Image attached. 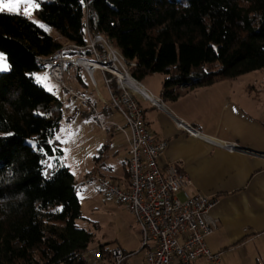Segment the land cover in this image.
Masks as SVG:
<instances>
[{
    "label": "trees",
    "instance_id": "16d2710c",
    "mask_svg": "<svg viewBox=\"0 0 264 264\" xmlns=\"http://www.w3.org/2000/svg\"><path fill=\"white\" fill-rule=\"evenodd\" d=\"M39 5L38 18L66 43L85 47L89 38L103 36L135 63L131 74L138 81L164 75L165 101L264 69V0ZM62 47L25 15L0 13V53L9 64L0 73V264H84L82 255L93 245V234L77 225L75 176L60 161L63 105L33 77L44 71L38 59ZM76 68L73 79L83 84L86 72Z\"/></svg>",
    "mask_w": 264,
    "mask_h": 264
},
{
    "label": "crops",
    "instance_id": "0c3cea01",
    "mask_svg": "<svg viewBox=\"0 0 264 264\" xmlns=\"http://www.w3.org/2000/svg\"><path fill=\"white\" fill-rule=\"evenodd\" d=\"M150 78L141 83L152 97L163 100L165 109L141 98L138 102L154 139L168 143L160 165L181 162L193 183L190 193L218 200L210 212L218 228L206 238L208 249L221 254L219 264L235 260L240 264H264V98H243L238 78L186 92L175 102L165 101L162 85L156 88ZM101 80L104 83L102 75ZM54 85L46 90L60 100L64 112L73 98ZM99 111L100 120L125 128L124 121L113 116L104 101ZM177 121L190 125L201 137L191 136L178 127ZM117 130L113 128L109 139L118 135ZM126 132L123 147L129 155ZM230 146L235 150L230 151ZM111 180L125 189L129 187V173Z\"/></svg>",
    "mask_w": 264,
    "mask_h": 264
},
{
    "label": "built area",
    "instance_id": "2783aa9c",
    "mask_svg": "<svg viewBox=\"0 0 264 264\" xmlns=\"http://www.w3.org/2000/svg\"><path fill=\"white\" fill-rule=\"evenodd\" d=\"M89 40L85 47H62L50 56L39 58L38 65L61 90H69L65 81L70 73L69 67L83 68L97 91L95 74L102 73L110 95L109 100L103 101L113 116L124 121V129L128 131L129 187L125 189L101 177H92L91 180L102 192L133 213L141 228L145 253L140 258L141 252H128L118 247L105 253L101 246H91L82 255L84 264H195L201 259L219 264L221 254L212 253L206 244V238L218 228V221L210 216L218 200L201 193H190L193 183L181 162L160 165L168 143L154 139L138 102L141 98L165 109L163 100L152 97L145 90L143 84L127 70L130 64L134 67L135 63L129 62L103 36H93ZM99 47L103 50L100 51ZM73 50L88 53L74 57L68 54ZM70 93L77 100L80 111L100 116L87 94ZM177 125L191 136L201 137L198 131L182 121H177ZM108 126L121 129L115 122L101 123L102 131L108 132ZM234 147L230 146L229 150H235Z\"/></svg>",
    "mask_w": 264,
    "mask_h": 264
},
{
    "label": "rangeland",
    "instance_id": "374dc122",
    "mask_svg": "<svg viewBox=\"0 0 264 264\" xmlns=\"http://www.w3.org/2000/svg\"><path fill=\"white\" fill-rule=\"evenodd\" d=\"M40 1L54 2L55 0ZM15 7L16 5L13 3V0H2L0 8L3 10H0V13L25 15L47 34L63 44L64 47L73 46V44L66 43L65 39L55 28L46 25L38 18L36 11L40 7L39 0H32L31 4L21 3L19 5V11L9 10L15 9ZM89 59L93 60V57H89ZM76 67H69L70 73L65 78L67 89H69L65 91H68L73 99L70 100L71 103L68 108L64 109L57 138L60 139L64 152L60 161L62 165L71 170L76 179L77 194L81 203L82 215L81 219L77 221V225L93 234L94 241L92 246H104L108 250L119 247L128 252H141L139 257L143 258L145 253L142 250L143 237L135 216L125 205L115 201L102 192L95 181L91 180L92 177L114 180L118 179V174L123 176L126 173L128 175L129 155L125 147H123L126 144V129L121 128L117 130L116 133L118 135L109 139L113 130L111 126H108V132H103L101 123H105V121L100 120L95 114L87 115L80 111L77 107V100L74 99L70 91L87 94L89 99L95 102L99 113L103 102L102 100H104L103 96L107 101L110 95L106 85L102 83L101 72L95 74L97 89L100 92L98 93L87 73L86 75L82 74L83 84H79L73 79V75L77 72ZM128 68L127 70L131 74V69L134 67L130 64ZM8 71L9 64L5 56L0 53V73ZM33 77L38 84L48 90L55 84L49 81L45 71L36 72L33 74ZM164 79V75H153L150 81L157 88L161 85L163 87ZM240 80L243 88V98H250V96L251 98H264V69L245 75ZM144 84L150 92L148 82L146 81ZM54 86L60 89L59 85L55 84ZM112 89H115L114 85ZM65 97L66 92H63L61 98L64 99ZM166 103L169 105L168 102ZM104 104L111 113L108 105L106 103ZM106 143L110 144V146L105 147L108 145ZM113 150L117 152L114 153ZM180 198L183 200L181 195ZM195 264L211 263H207L205 259H201ZM222 264H240V262H236L235 260L223 262Z\"/></svg>",
    "mask_w": 264,
    "mask_h": 264
},
{
    "label": "snow or ice",
    "instance_id": "6c2138e0",
    "mask_svg": "<svg viewBox=\"0 0 264 264\" xmlns=\"http://www.w3.org/2000/svg\"><path fill=\"white\" fill-rule=\"evenodd\" d=\"M0 3H2V0H0ZM13 3L16 5L15 9H9V10H15V11H19V5L21 3L24 4H31L32 0H13ZM0 10H3L2 8H0Z\"/></svg>",
    "mask_w": 264,
    "mask_h": 264
}]
</instances>
